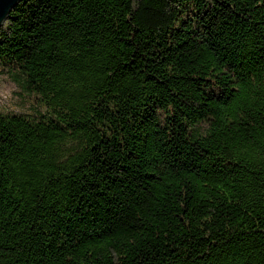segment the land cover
<instances>
[{
	"label": "trees",
	"instance_id": "trees-1",
	"mask_svg": "<svg viewBox=\"0 0 264 264\" xmlns=\"http://www.w3.org/2000/svg\"><path fill=\"white\" fill-rule=\"evenodd\" d=\"M4 74L0 264H264V0H21Z\"/></svg>",
	"mask_w": 264,
	"mask_h": 264
},
{
	"label": "rangeland",
	"instance_id": "rangeland-1",
	"mask_svg": "<svg viewBox=\"0 0 264 264\" xmlns=\"http://www.w3.org/2000/svg\"><path fill=\"white\" fill-rule=\"evenodd\" d=\"M31 100L9 76H0V110L14 112L29 105Z\"/></svg>",
	"mask_w": 264,
	"mask_h": 264
},
{
	"label": "water",
	"instance_id": "water-1",
	"mask_svg": "<svg viewBox=\"0 0 264 264\" xmlns=\"http://www.w3.org/2000/svg\"><path fill=\"white\" fill-rule=\"evenodd\" d=\"M20 1L21 0H0V26H2L12 8Z\"/></svg>",
	"mask_w": 264,
	"mask_h": 264
}]
</instances>
